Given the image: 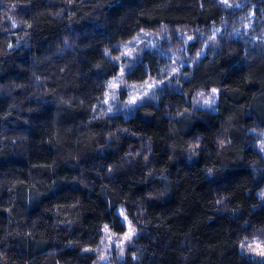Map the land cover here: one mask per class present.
<instances>
[{
    "label": "trees",
    "instance_id": "1",
    "mask_svg": "<svg viewBox=\"0 0 264 264\" xmlns=\"http://www.w3.org/2000/svg\"><path fill=\"white\" fill-rule=\"evenodd\" d=\"M146 30L190 32L196 59L176 75L156 48L123 58L126 82H163L107 112ZM210 88L215 108L194 106ZM259 130L264 0H0V264H93L105 226L125 229L119 208L134 235L113 264H264L245 242L264 252Z\"/></svg>",
    "mask_w": 264,
    "mask_h": 264
},
{
    "label": "rangeland",
    "instance_id": "2",
    "mask_svg": "<svg viewBox=\"0 0 264 264\" xmlns=\"http://www.w3.org/2000/svg\"><path fill=\"white\" fill-rule=\"evenodd\" d=\"M225 1H227L230 5L233 4L235 0ZM245 16L246 17L242 20L241 27L243 29L241 31H248L249 27L255 22L256 16H254L252 11L250 14H247L246 12ZM218 31L219 30L216 29L210 35L215 36ZM176 35L177 37L174 39L167 31L151 32L146 30L140 32L136 36H133L132 40L128 41L124 45L122 54H120L118 59L121 60V62H119V70L114 76H112L111 79H109L107 88L108 92L103 100V103L106 107H108V109H106L104 106L107 112L123 113V109L127 110L126 114L131 112L138 103L148 99V97L155 96L157 89L163 82L162 80L155 78L154 74H151L148 79L143 82H126L124 80V73L126 72L127 67L122 60L123 58L130 57L135 60L142 54L143 50L156 48L169 57L170 64L168 66L171 68L170 74L180 75L185 65H192L191 63L196 59V56L190 61L188 58L189 52L186 49L189 41L193 38L192 35L190 32L183 30H178ZM209 39L210 38L206 41V44H209ZM203 53L204 49H202L197 57ZM160 62L161 61L158 63L159 66ZM166 71V68H160V70L155 73L162 76L166 73ZM213 89L216 91L213 92ZM133 98H135V100H133ZM217 98L218 89L216 88L199 90L195 94L193 105L196 107L214 109ZM206 101H208V103H206ZM257 137L259 139L258 146L264 151V130L257 131ZM117 210V213H120L121 219L125 224V229L121 233H116L109 227H107V230L104 229L103 236L101 237L98 245L99 248L96 251V259L93 264H113L116 260L125 256L126 246L131 242L132 236L134 235V227L130 223L127 216L122 212L121 208ZM130 229L132 230V235L129 238H126ZM260 239L261 238L254 237L245 242L247 247L250 246L248 247V249H250L248 250L249 252L255 251L251 253L264 256L261 254L263 251V240Z\"/></svg>",
    "mask_w": 264,
    "mask_h": 264
},
{
    "label": "snow or ice",
    "instance_id": "3",
    "mask_svg": "<svg viewBox=\"0 0 264 264\" xmlns=\"http://www.w3.org/2000/svg\"><path fill=\"white\" fill-rule=\"evenodd\" d=\"M13 26H15V25H13ZM215 91L216 90L213 89V92H215ZM133 100H135V98H133ZM206 103H208V101H206ZM105 230H107V226H105ZM131 235H132V230L130 229L129 232H128V234H127V236H126V238H129ZM261 254L264 255V252H261Z\"/></svg>",
    "mask_w": 264,
    "mask_h": 264
}]
</instances>
